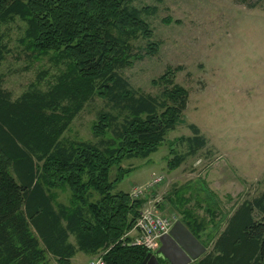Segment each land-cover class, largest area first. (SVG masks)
<instances>
[{
    "label": "trees",
    "instance_id": "1",
    "mask_svg": "<svg viewBox=\"0 0 264 264\" xmlns=\"http://www.w3.org/2000/svg\"><path fill=\"white\" fill-rule=\"evenodd\" d=\"M133 1L0 0V29L17 18L26 24L21 42L28 49L70 61L67 75L47 93L26 92L12 100L0 87V264H49L51 259L70 264L78 252L93 255L103 249L105 264H144L145 249L123 245L144 200L114 189L131 171L123 168L124 161H146L158 151L188 97L170 73L160 84L171 90L164 86L159 97L136 95L121 76L131 58L126 38L149 35L148 9L134 8ZM94 95L110 103L123 121L106 113L98 117L91 131L101 146L62 142L63 132ZM65 101L74 106L66 121L53 114ZM115 128L113 144L102 139ZM189 129L192 136L179 140L188 151L175 154L168 167L205 146L199 129ZM63 187L71 191L69 204L59 202L54 192ZM211 196L201 183L199 190L187 187L175 192L174 200L168 197L198 240L207 223L187 206H206ZM216 209L206 206L209 215ZM192 264H264V192L236 205L210 251Z\"/></svg>",
    "mask_w": 264,
    "mask_h": 264
},
{
    "label": "rangeland",
    "instance_id": "2",
    "mask_svg": "<svg viewBox=\"0 0 264 264\" xmlns=\"http://www.w3.org/2000/svg\"><path fill=\"white\" fill-rule=\"evenodd\" d=\"M132 6L148 9L144 20L149 35L137 33L126 38L131 58L120 71L121 76L136 95L159 97L164 86L171 90L160 84L161 77L170 73L172 83L186 91L188 100L176 128L155 154L146 161L130 159L122 163L131 171L116 185L114 193H130L133 186L141 187L162 175L163 183L151 193L152 200L160 201L161 215L180 221L182 215L170 205L168 197L174 200L175 192L187 187L199 190L201 183L205 184L213 195L206 206L216 205L214 213L209 215L204 204L190 202L187 207L207 223L200 241L208 252L231 210L264 192V2L134 0ZM25 30L26 24L17 18L0 29V87L10 92L12 100L26 92L47 93L67 75L70 64L53 53H33L28 43L21 42ZM68 109L74 112V106L65 101L53 114L66 121ZM104 113L123 121L124 116L119 117L110 103L94 95L83 103L60 140L101 146V139L94 137L91 129ZM190 125L199 129L205 146L177 167H168L175 154L188 151V145L179 140L192 136ZM116 131H109L102 139L113 144ZM9 172L14 176L12 169ZM114 174L115 170L111 178ZM54 192L59 202L69 204L68 187ZM183 196L188 198L190 193ZM128 233L124 239H128ZM99 252H78L70 264H87ZM49 264L58 263L51 259Z\"/></svg>",
    "mask_w": 264,
    "mask_h": 264
},
{
    "label": "built area",
    "instance_id": "3",
    "mask_svg": "<svg viewBox=\"0 0 264 264\" xmlns=\"http://www.w3.org/2000/svg\"><path fill=\"white\" fill-rule=\"evenodd\" d=\"M163 178L164 176L159 175L141 187L136 185L131 188L129 193L131 200L142 199L144 203L143 208L141 207L140 209L134 228L126 235L130 240L128 242L123 241V245L142 247L148 253L155 255L160 247V238L168 234L176 222L175 220H171V218L161 215L158 211L160 201L158 199L152 200L153 194L151 193L159 187V184L163 183L161 182ZM106 253L107 251H100L87 264H105L104 256Z\"/></svg>",
    "mask_w": 264,
    "mask_h": 264
},
{
    "label": "water",
    "instance_id": "4",
    "mask_svg": "<svg viewBox=\"0 0 264 264\" xmlns=\"http://www.w3.org/2000/svg\"><path fill=\"white\" fill-rule=\"evenodd\" d=\"M207 252L206 247L180 221H176L169 233L160 238V247L155 255L148 253L144 264H192Z\"/></svg>",
    "mask_w": 264,
    "mask_h": 264
},
{
    "label": "flooded vegetation",
    "instance_id": "5",
    "mask_svg": "<svg viewBox=\"0 0 264 264\" xmlns=\"http://www.w3.org/2000/svg\"><path fill=\"white\" fill-rule=\"evenodd\" d=\"M161 264H167L163 259H160Z\"/></svg>",
    "mask_w": 264,
    "mask_h": 264
},
{
    "label": "crops",
    "instance_id": "6",
    "mask_svg": "<svg viewBox=\"0 0 264 264\" xmlns=\"http://www.w3.org/2000/svg\"><path fill=\"white\" fill-rule=\"evenodd\" d=\"M126 193H128V192H126ZM200 241V240H199ZM201 242V241H200ZM70 243H72L73 244V240L72 239H70Z\"/></svg>",
    "mask_w": 264,
    "mask_h": 264
}]
</instances>
